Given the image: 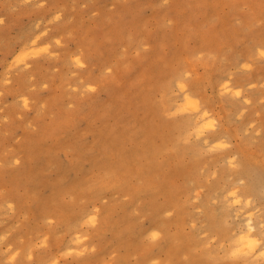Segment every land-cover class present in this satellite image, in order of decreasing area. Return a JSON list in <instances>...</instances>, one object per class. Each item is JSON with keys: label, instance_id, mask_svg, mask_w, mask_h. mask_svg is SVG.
<instances>
[{"label": "rangeland", "instance_id": "obj_1", "mask_svg": "<svg viewBox=\"0 0 264 264\" xmlns=\"http://www.w3.org/2000/svg\"><path fill=\"white\" fill-rule=\"evenodd\" d=\"M0 264H264V0H0Z\"/></svg>", "mask_w": 264, "mask_h": 264}, {"label": "bare ground", "instance_id": "obj_2", "mask_svg": "<svg viewBox=\"0 0 264 264\" xmlns=\"http://www.w3.org/2000/svg\"><path fill=\"white\" fill-rule=\"evenodd\" d=\"M227 88V84H222L221 86V89H226ZM188 97L186 96L185 99H187ZM204 116V114L202 115ZM249 224V223H248ZM252 228V226L248 225V230H250ZM247 237L250 235L249 231L246 233ZM246 236L244 237H241V241L244 243V247H246V243L248 244V240L247 238H245ZM249 239V238H248ZM251 243V244H250ZM246 245V246H245ZM249 245H250V248H252L254 246V242L249 241ZM247 248V247H246Z\"/></svg>", "mask_w": 264, "mask_h": 264}]
</instances>
